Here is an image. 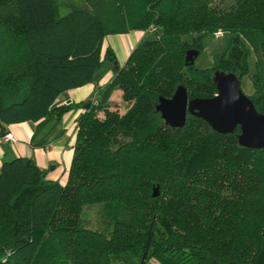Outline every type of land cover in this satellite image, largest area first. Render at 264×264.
I'll return each instance as SVG.
<instances>
[{"label":"trees","instance_id":"obj_1","mask_svg":"<svg viewBox=\"0 0 264 264\" xmlns=\"http://www.w3.org/2000/svg\"><path fill=\"white\" fill-rule=\"evenodd\" d=\"M148 29L157 35L123 66L101 50L106 35ZM217 29L229 34L223 49L196 67ZM246 45L256 56L248 97L264 114V0H0V140L30 122V146L45 147L65 113L90 103L65 183L28 157L2 161L0 264H264V148L240 146L239 127L221 134L187 114L172 128L155 110L178 85L189 99L213 97L216 71L240 83ZM104 60L114 74L96 105L58 102ZM115 89L123 112L108 102Z\"/></svg>","mask_w":264,"mask_h":264},{"label":"crops","instance_id":"obj_2","mask_svg":"<svg viewBox=\"0 0 264 264\" xmlns=\"http://www.w3.org/2000/svg\"><path fill=\"white\" fill-rule=\"evenodd\" d=\"M150 30H132L127 33L106 35L102 42L101 50L109 48L115 56L116 65L123 66L130 52L143 38L148 37ZM113 64L104 60L94 75L92 83L72 88L58 97L59 103L86 102L97 98L103 93L113 77ZM111 107L123 112L126 103L121 99V92L115 89L109 99ZM90 104V103H89ZM72 109L62 116L58 125L49 133V143L45 147H31L30 138L35 123L22 122L6 126V132L13 134V141L0 140V166L4 159L13 157H28L36 165L46 170V178L65 183L71 164L73 145L75 142L77 117L85 109ZM121 106L124 107L121 111Z\"/></svg>","mask_w":264,"mask_h":264},{"label":"water","instance_id":"obj_3","mask_svg":"<svg viewBox=\"0 0 264 264\" xmlns=\"http://www.w3.org/2000/svg\"><path fill=\"white\" fill-rule=\"evenodd\" d=\"M197 53L189 51L186 59L193 62ZM217 94L211 98L189 99L186 88L178 85L170 98L159 97L155 110L172 128L185 125L187 114L202 118L214 131L227 134L239 127L238 144L245 148H264V114L258 112L251 99L242 91L232 73L216 71ZM89 103L85 108L89 107ZM30 161L28 160L27 163ZM158 195V186L152 196Z\"/></svg>","mask_w":264,"mask_h":264},{"label":"rangeland","instance_id":"obj_4","mask_svg":"<svg viewBox=\"0 0 264 264\" xmlns=\"http://www.w3.org/2000/svg\"><path fill=\"white\" fill-rule=\"evenodd\" d=\"M223 2L225 5H228L231 2V0H223ZM218 31H221L222 35L219 37H216L215 33ZM155 33H156L155 30L151 29L148 37L149 38L154 37ZM228 35L229 34L225 33L222 29H217L212 35H208L204 39V43H203L204 48L202 52L196 58L194 65L198 68L212 66L214 64V59H213L214 55L219 53L223 49ZM246 47L248 50L247 59H248V64H249V71L240 80V87L242 91L247 96H249L252 94V91H253L252 83H251V75L255 73L254 63H255L256 56L253 53L251 47H249L248 45H246ZM94 100L97 101V98H95ZM123 109L124 107L121 106V111H123ZM87 212L88 214L86 215L88 218L91 219L93 226L99 225L100 218H98V215L96 214V212H94L93 210H88ZM141 262H142V257L125 256L121 260L117 261L116 264H141ZM145 264H159V263L155 261L154 259H150L146 261Z\"/></svg>","mask_w":264,"mask_h":264},{"label":"built area","instance_id":"obj_5","mask_svg":"<svg viewBox=\"0 0 264 264\" xmlns=\"http://www.w3.org/2000/svg\"><path fill=\"white\" fill-rule=\"evenodd\" d=\"M215 35H216V37H219V36L222 35V32H221V31H218V32L215 33ZM91 103H92L93 105H96V104H97V101L93 99V100H91ZM2 140H3V141H13V140H14V138H13V134H12L11 132H7V133L3 136Z\"/></svg>","mask_w":264,"mask_h":264}]
</instances>
